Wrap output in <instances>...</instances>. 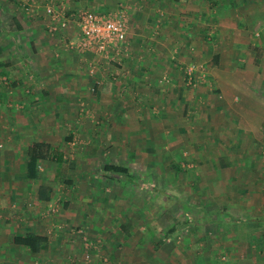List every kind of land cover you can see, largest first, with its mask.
<instances>
[{
  "label": "crops",
  "instance_id": "1",
  "mask_svg": "<svg viewBox=\"0 0 264 264\" xmlns=\"http://www.w3.org/2000/svg\"><path fill=\"white\" fill-rule=\"evenodd\" d=\"M61 2H68L72 9L87 7L99 13L114 7L126 16L129 25L126 47L124 52L112 53L125 68L123 74L118 69L114 75L115 71L110 73L109 67L112 54L107 57L80 52L66 44L79 38L78 27L72 23L67 28L61 27L62 19L54 20L42 8L34 11L36 14L26 15L22 11L21 15H13L16 30L10 31L7 27L4 35L0 30V264H32L37 256L46 257L51 263L85 264L76 259L81 253V241L69 245L67 250L59 246L55 249L57 246L52 243L55 240L46 234V226L41 230L33 223L28 232L47 236V250L32 253L14 243V237L22 235L16 230L17 222L21 221H15L14 215L21 209L22 217L28 213L23 209L30 194L33 201L44 205L55 198L56 183L42 180L45 172L40 166L44 162L45 169L49 164L70 165L62 172L69 186L64 197L67 212L58 215L57 225L64 219L77 226L84 225L93 236L100 234L111 264H148V259L155 257L160 247L165 256L172 255L174 248L170 240L174 236L162 243L164 234L153 231L148 234L143 230L145 226L155 228L166 224L161 221L156 207H152L156 212L150 217L143 212L145 222H142L141 212L139 218L133 217L138 218L139 223L130 224V216L120 201L106 199L104 195H109L108 187L113 178L104 167L100 169L105 158V165L129 167L126 162L133 161L138 169L129 167L130 174L134 179H145L144 184L148 182L146 177L151 179L149 183H161L158 178L163 169L157 168V162L162 161L174 182L169 192H164L165 203L175 199L184 204L190 200L189 193L194 192L198 200L194 207L189 205L194 210L228 215V232L214 227L221 218H213L210 223L205 215L199 219L201 226L211 224L214 233L186 237L187 248L198 243L213 262L224 255L229 257V261H223L225 264H264V105L239 106L238 100L245 99L246 95L234 98L233 93L223 89V84L210 93L202 87L192 89L185 85L178 72L173 75V86L162 92L153 72L154 67L165 60L157 55V51L163 49H188L195 44L205 50L206 46L217 50L226 47L250 50L254 49L252 46L264 49V30H260L264 27V0ZM55 25L61 32L51 37L50 31ZM240 35L245 38L242 40ZM222 58L221 52L215 55V68H220L217 65ZM89 65L96 67L95 75L89 74ZM4 79H9L11 84ZM27 85L37 89L38 94L26 95ZM206 94L214 95L219 102L217 106L210 104L214 109L204 106ZM33 98L37 100L35 104L30 103ZM14 103L26 104L29 110L26 113L30 116L23 115L26 110L15 108ZM243 112L259 115L261 120L251 122L254 116H250L251 123L243 122L244 117L238 119L237 115ZM217 115L218 121L208 120ZM62 128L70 132L69 138L62 139L59 135ZM29 129L38 130L40 134L26 140L29 135L25 130ZM223 131L227 132L222 134ZM206 139L213 144L211 153L202 148ZM35 140L59 147L65 158L64 162L43 160L39 163V176L33 180H42L37 187L34 182L30 183L27 175V149ZM67 149L75 150L76 159L66 161ZM183 158L187 159L186 163L196 162L193 168H197L196 172L192 169L193 178L187 180L189 186L182 180L190 175L187 168L184 169ZM52 178L57 177L53 174ZM122 178L123 175L119 179ZM144 184L141 186L145 187ZM40 185L50 187L49 200L39 198ZM155 186L153 194L158 202L159 192L163 193L164 188ZM117 210L121 213H117L119 220L116 221L110 217ZM122 219H125L123 223ZM39 221L37 218L33 222ZM127 223L135 226V236L119 233L121 224ZM174 224L172 221L171 225ZM4 233L8 237H1Z\"/></svg>",
  "mask_w": 264,
  "mask_h": 264
},
{
  "label": "rangeland",
  "instance_id": "2",
  "mask_svg": "<svg viewBox=\"0 0 264 264\" xmlns=\"http://www.w3.org/2000/svg\"><path fill=\"white\" fill-rule=\"evenodd\" d=\"M113 1L115 2L116 0H111V2ZM55 2H57L60 5V7H65L68 13H72L76 10V9H72L69 7V5L73 3L71 1H68L70 4H68V2H66L67 4L66 3L63 4L61 0H56ZM49 3H50L49 0H36L35 3H32L33 4L32 9L27 12L23 9V7L18 2V0L0 1V30H2V34L4 35V33H6L7 27L10 31L16 30L17 26L15 22H13V17H14L13 15H21L20 13L22 11L26 13V15H31L32 13L36 14V12L34 11L42 8L44 9L45 13L49 15L46 11L47 5ZM79 9L82 10V9H88V8L82 7ZM93 10L95 11L96 9H93ZM100 13L102 12L100 11ZM105 14L118 15L121 17L123 16L126 19V16L121 14V12L117 11L114 7H111L108 11L105 12ZM42 22H45V21L42 20ZM260 30H264V27ZM60 32L61 31L59 30V28H56V25H55V28L52 27L50 31V33L52 34L51 37L55 36L54 34L60 33ZM28 37H30V35L26 36V39ZM240 37H242V40L245 38L244 35H240ZM31 38H32V35H31ZM80 40H81V34L79 33V38L73 39L69 41V43H66V44L76 48ZM244 48L245 47H243L242 49H231L230 47L228 48L226 47V49L217 50L213 48L208 49V46H206V50H205L201 47L198 48L197 45L195 44L193 46H190L188 49H182L180 47V48H175L172 50L163 49L161 52L157 51V55L159 57L165 58V60H161L160 61L161 64L155 67L152 65L155 70L153 72L156 73L155 75L156 84L159 87V89L162 90V92L165 89L171 88L173 86V75L175 74V72H178L180 73V77H183V82L185 83V85H187L188 87L192 89H197L199 87H202L204 89L206 88L207 90H209V93H210V91L212 92L213 89L215 90L221 87L223 84L224 85L223 89L227 92L229 91L233 93L234 98L235 96L239 94L246 95L245 99L243 98V100L241 99L240 101L238 100L237 104H240L239 106H244V107H249V108L252 107V105L255 107L257 104L259 105L262 104L261 106H263L264 105L263 103L264 102V56L261 60V63L259 65H256L253 62L256 57V51L254 49L244 50ZM149 52L150 51H148L147 54ZM153 52L155 53V51H152V53ZM220 52L223 55L222 60L219 62L220 64L217 65V66H220V68L219 67L215 68V65L217 64V62H215V55ZM109 63H110L109 67L111 68L110 73H113V71H115V74L114 73L113 74L117 75L116 70L119 69L121 71V74H123L125 67L122 66V63L117 62L116 55L112 54ZM88 68L90 69L89 74L95 75L96 67L93 65H89ZM4 80L8 81V83L11 84V81H9V79H4ZM28 84H32V83H28ZM24 91L26 95L27 94H38L37 89H34L32 85H27ZM248 100L251 101V104L249 103ZM36 101L37 100L34 101V98H33L30 103L35 104ZM16 104L17 103H14L15 108L26 110V107H27L26 104H23V103H19L18 105ZM210 104H212L213 106H217L219 102L216 101V99L214 98V95L212 96L210 94H206L204 106L210 107V109H214V107ZM246 109L247 108H245L244 110L246 111ZM244 110L242 109V111ZM26 112L29 113V110L27 109L26 111H24L23 115L27 114L30 116V114ZM237 115H238V119H240L241 117H244L242 119L243 122L245 121L248 122L249 120H251L250 116H254V118L252 117L251 122L254 121V123H257L258 121L261 120V117L259 115L255 116L253 114H249L246 112H243L242 114H237ZM219 119L220 118L218 115L214 117L210 116L208 118V120H214L212 122L218 121ZM23 125H26V123H24ZM25 131L26 132L28 131V135H29L27 136L26 134L27 136L26 140H30L32 137L35 138L37 136L35 135L36 133L40 134V131L38 130L29 129ZM226 132L227 131L225 132L223 131L222 134ZM13 133L15 137L16 130L14 128H13ZM195 133L196 131L193 134ZM59 135L62 137V139H66V137L69 138L70 132H68L66 128H62L60 130ZM210 144H212V142L209 139H206L205 143L203 144L202 148H204L203 150H207V153L212 152L213 144L212 145ZM73 147L74 149L76 148V146H73ZM74 149L73 150L67 149V152H66L67 160L66 161L76 159V155H75L76 153ZM186 157H188V155ZM105 159L107 160V158ZM105 159H103L100 163L101 170L105 165ZM183 160L185 161V163H183L184 169L186 167L187 168L186 172H188V175L189 174L190 175L186 177L185 176L182 177V180L185 181L184 184L188 185L189 183L187 180H192L193 178L192 171L194 170L193 168L196 162H192L193 160L189 159L190 161L186 163L187 159L183 158ZM114 162L116 163L117 161H114ZM126 164L133 170L138 169L136 167V163H133V161L126 162ZM44 165H45V162L42 163L40 166V169L45 172V175H44L45 178H43L42 180L51 181L54 184L56 183V187L54 189V193L56 191V193L54 194L55 198L49 201L47 205H44V204L36 203L35 200L33 201L34 198L30 194L29 199L27 201H24V209H23V211H27L28 213L24 215V217H22V209H21L17 212L16 215H14L15 221H21L19 223L17 222L18 228L16 230H18V233H21V234L27 233L30 229L33 228L31 226L33 225V223L39 226L41 230H44V228L42 227L46 226L45 228L46 234H48V237L50 239L55 240V242H52V243H55L54 245L57 246L55 249L60 247L61 249L67 250L66 248H68L69 245L76 243L77 240L81 241V245H82L81 253L78 254L77 256L78 258L72 256V259L76 258L78 259V261H84L85 264H92V263L93 264H104V263L111 264V259L107 256V252L104 249L106 247V243L104 242V240H102L100 234L93 236L90 233V231L87 228H85L84 225L77 226L75 224H71V222H68V220H64V219L57 225L56 220L58 218V215L59 214L62 215L64 212H67L68 205L65 204L67 200L64 197L67 195V193H65V189L68 188L69 186L67 185V182L65 181V176H62L63 175L62 172L64 170H67V168L70 165H68L67 163L66 164H49L46 169ZM157 168L163 169V174H161V177L158 178L161 183L158 184V182H155V184L157 186L160 185V187L164 188L163 193L159 192L158 202L155 201V194H153V189L156 186L152 182L149 183L151 179L148 177H146L147 178L146 181L148 182H146L145 184L143 182L145 179L143 178L142 179L136 178V179H133L131 182L118 181V180L112 179L110 180V185L108 187L110 188L109 195H104L106 196V199L111 198L112 200L115 199L114 200L115 202H117V200L120 201L121 203L120 205L126 208V213H128L130 216L129 217L131 221L130 224H135L137 223V221L139 223L138 215L141 212H142L141 215H143V212H146V214H148V217H150L151 213L153 214L156 212V210L152 209V207H156L157 214L159 215L161 221H165L166 224H164V226L162 227L157 226L155 228L154 226L143 227V230L145 229L144 232L147 231L148 234L152 233L153 231L155 234L156 233L164 234L165 236L167 235V231H169L171 228H173V230H176V233L175 231H173L174 237L173 239L170 240L171 245L173 244V248H174L172 251V255H170V257L165 256L166 253L162 252L163 250L160 247L156 250L157 252L154 253L155 257H150L148 259L149 260L148 264H152V263L153 264H214V263L225 264L223 263V261L224 262L229 261V257L222 255V257H220L219 259L217 260L215 259V261L217 262L215 261L213 262L214 259L209 261L210 258L207 257V251H204V249H200L199 247L200 245H198V243H195L194 246H191V248H187L185 239L186 237H190L191 239L192 234H193V237L196 236L197 234L212 235L214 233L213 231L214 227L217 230L225 229V232H228L229 231V220H230L228 215L226 213L216 215L215 213H208V210L206 211L198 210V209L194 210L192 207H194L193 205H195V202H197L198 199L196 198V194L194 192L189 193L191 190L188 192L189 196L187 194L190 200L184 201V204L188 206V208H186L185 205L181 203V200L177 201L173 198H172L174 200L173 202H175L174 205L172 204L173 202L165 203L166 199H165L164 192L165 191L169 192V189L172 188L171 185L174 184V182L172 178H170L169 175H167V171L165 170L166 167L162 161L157 162ZM196 169L194 170V172H196ZM53 174L56 175L57 178L58 177L60 178L53 179L52 178ZM33 180L34 179H31L30 183L34 182L35 183L33 184L34 187H37L39 183L42 181V180H39V182H35ZM141 184H144L145 187L141 186ZM206 188L207 186L204 187V189ZM176 191L177 189L173 190V192L175 193ZM170 195H173V194L170 193ZM104 196H101V197L104 198ZM150 201H152L153 204L149 205ZM118 204L115 203L116 206ZM189 205H191L192 207ZM127 206L130 208H127ZM143 207H145V209H143ZM205 207H208V206H206L205 204ZM118 211L120 210H117V212H115V214H112L110 218L113 220L115 219L116 221L119 220L118 219L119 216L116 217V215L117 213H121V212H118ZM134 215L138 218L136 219L133 218ZM171 215L173 217H171ZM204 215L209 221V223L213 221V218H221V220L218 221L219 227L216 226L218 224H215L214 227L211 226V224L202 225V226L199 225L198 221L199 219L204 217ZM37 218L40 219L39 223L33 222ZM125 219L121 220L122 223L123 221H125ZM142 219H144L142 220V222L146 221L145 215L142 216ZM172 221L175 222L174 224L175 226L171 225ZM40 222H42L43 225H39ZM117 225L118 224H116V227H114L115 229L118 227ZM120 227H121V230L119 232L120 234H126L128 237H130L131 235L135 236V233H136L135 226L131 227L127 223L124 226L123 224H121ZM63 233H65V235ZM221 235H224V232ZM1 237L3 238L8 237V234L4 233L3 235H1ZM129 239L132 240L133 237ZM186 242H188V240ZM190 244L192 245L193 242H191ZM122 246H123V243H122ZM50 261L51 260L49 259L47 260L46 257L37 256L36 258L33 259L32 264H62V262L54 261L53 263H51ZM74 261L75 260H73V262Z\"/></svg>",
  "mask_w": 264,
  "mask_h": 264
},
{
  "label": "built area",
  "instance_id": "3",
  "mask_svg": "<svg viewBox=\"0 0 264 264\" xmlns=\"http://www.w3.org/2000/svg\"><path fill=\"white\" fill-rule=\"evenodd\" d=\"M55 1L49 0L46 11L54 20L62 19L61 27L67 28L72 23L79 28L81 40L76 46L78 50L107 57L115 50L124 52L129 25L123 16L99 13L91 9H76L68 13L65 7H60ZM18 2L28 12L36 0Z\"/></svg>",
  "mask_w": 264,
  "mask_h": 264
},
{
  "label": "trees",
  "instance_id": "4",
  "mask_svg": "<svg viewBox=\"0 0 264 264\" xmlns=\"http://www.w3.org/2000/svg\"><path fill=\"white\" fill-rule=\"evenodd\" d=\"M251 48H254L256 51V57L253 62L256 65H259L264 56V49L258 46H252ZM43 160H56L57 162H64V152L50 142L35 140L27 149V175L29 178H38L39 163ZM104 170L109 172L110 177L115 180L131 182L134 179V177L130 174L129 167L127 166L108 163L104 166ZM121 175H123L124 178L119 179ZM49 191V186L40 185L38 188L39 198L41 200H49ZM173 231L176 233V230H173V228L167 231V235L164 236L162 243L170 238ZM173 236L174 234L172 237ZM14 243L19 246H23L32 253H39L43 250H47L49 247L48 237L35 232H27L25 234L15 236Z\"/></svg>",
  "mask_w": 264,
  "mask_h": 264
}]
</instances>
